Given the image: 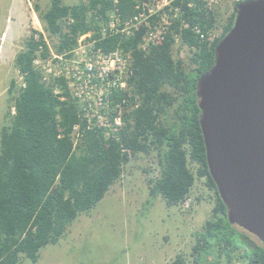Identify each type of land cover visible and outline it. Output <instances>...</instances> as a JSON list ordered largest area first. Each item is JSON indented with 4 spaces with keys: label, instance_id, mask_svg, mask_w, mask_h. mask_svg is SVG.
Here are the masks:
<instances>
[{
    "label": "trees",
    "instance_id": "obj_1",
    "mask_svg": "<svg viewBox=\"0 0 264 264\" xmlns=\"http://www.w3.org/2000/svg\"><path fill=\"white\" fill-rule=\"evenodd\" d=\"M135 1L119 0L122 18L133 13ZM244 1L248 0L234 3L221 35L212 43L200 41L190 30L180 33L182 44L192 53L188 68L173 55L176 25L174 33L148 53L137 49L138 36L127 40L116 35L98 43L106 52L118 47L132 52L131 84L140 105L126 115L128 128L121 141H105L99 131L72 141L73 126L79 122L77 105L64 81H44L34 61L45 58L48 47L38 31L32 32L15 60L22 84L11 82V105L0 136V264H19L23 259L37 263L41 249L57 244L79 216L91 213L133 157L152 153L159 177L149 180L150 193L161 196L169 208L180 207L196 181L204 180L215 196L211 218L195 235L193 264L235 260L264 264V245L253 244L252 235L227 220L207 167L196 95L199 78L214 65L215 48L231 30L236 9ZM182 2L184 18L191 25L199 23L204 33L215 28V13L207 15L197 0L175 4ZM190 2L195 6L188 7ZM98 6L99 14L107 17L113 2L92 0V7ZM87 11L83 3L70 6L62 0H51L43 12L37 8L45 32L57 39V53L72 50L80 35L96 29L88 22ZM171 264L189 263L178 256Z\"/></svg>",
    "mask_w": 264,
    "mask_h": 264
},
{
    "label": "rangeland",
    "instance_id": "obj_2",
    "mask_svg": "<svg viewBox=\"0 0 264 264\" xmlns=\"http://www.w3.org/2000/svg\"><path fill=\"white\" fill-rule=\"evenodd\" d=\"M66 5L82 0H62ZM51 0H0V136L6 124L5 115L11 105L9 88L22 79L15 66L17 55L25 49L38 22L50 46L57 39L49 37L37 8L45 11ZM234 0H225L217 8V22L210 34L217 38L233 11ZM176 59L188 68L190 50L177 42ZM159 177L155 153L139 154L125 166L121 179L89 215H81L69 226L66 236L55 245L41 249L37 263L23 259L19 264H171L178 256L193 264L195 235L211 218L215 196L196 181L189 197V209L168 207L161 196H152L149 180ZM253 244L261 242L253 236ZM225 264V263H221ZM234 264H245L235 260Z\"/></svg>",
    "mask_w": 264,
    "mask_h": 264
},
{
    "label": "water",
    "instance_id": "obj_3",
    "mask_svg": "<svg viewBox=\"0 0 264 264\" xmlns=\"http://www.w3.org/2000/svg\"><path fill=\"white\" fill-rule=\"evenodd\" d=\"M196 95L207 167L227 220L264 245V0L238 5Z\"/></svg>",
    "mask_w": 264,
    "mask_h": 264
},
{
    "label": "built area",
    "instance_id": "obj_4",
    "mask_svg": "<svg viewBox=\"0 0 264 264\" xmlns=\"http://www.w3.org/2000/svg\"><path fill=\"white\" fill-rule=\"evenodd\" d=\"M111 1L112 10L107 17H102L100 6L93 8L92 0H82L88 7L87 20L96 29L80 35L74 48L65 53H57L50 46L38 22V33L42 35L48 53L45 58L39 56L34 64L43 73L45 82L64 81L74 99L79 119L71 133L75 142L82 141L89 131L101 132L105 141H121L128 128L126 115L140 105L131 84L134 75L132 52L122 47L106 52L98 47L101 40L116 35L127 40L138 36L137 49L148 53L174 33L175 25L179 31V34H173L175 43L182 44L180 33L185 30H190L202 42L212 43L215 40L210 32H203L199 23L191 25L184 18L183 2L182 5L175 4L178 0H136L133 13L126 18L119 13V0ZM197 1L201 9L211 15L225 0ZM239 1L234 0V3ZM187 6L194 7L195 4L190 2ZM38 38L39 35H36L35 39ZM39 51L42 53L43 48L40 47ZM55 92L59 93V90ZM127 153L130 154L129 151ZM190 204L191 199L187 198L181 206L189 209Z\"/></svg>",
    "mask_w": 264,
    "mask_h": 264
}]
</instances>
